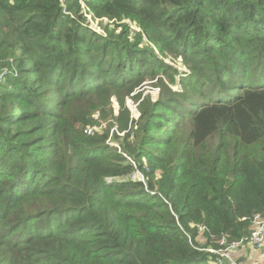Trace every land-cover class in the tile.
Returning a JSON list of instances; mask_svg holds the SVG:
<instances>
[{
	"label": "trees",
	"instance_id": "trees-1",
	"mask_svg": "<svg viewBox=\"0 0 264 264\" xmlns=\"http://www.w3.org/2000/svg\"><path fill=\"white\" fill-rule=\"evenodd\" d=\"M256 214L264 0H0V264H240Z\"/></svg>",
	"mask_w": 264,
	"mask_h": 264
},
{
	"label": "rangeland",
	"instance_id": "rangeland-1",
	"mask_svg": "<svg viewBox=\"0 0 264 264\" xmlns=\"http://www.w3.org/2000/svg\"><path fill=\"white\" fill-rule=\"evenodd\" d=\"M88 20L89 23L91 25V27H93L94 29L98 30V31H102V27L100 26V21H103L104 23L107 22V19H94L93 16H88ZM177 87L180 88V85H178ZM142 92H143V96L147 95V94H152L154 97H157L159 94V89H157L155 86L151 85V83L147 82L144 83V85L141 87ZM138 90V91H140ZM132 97V95H131ZM128 97L127 98V104L128 106L131 108L132 114L135 116L137 115V104L136 105V101L134 100V98ZM119 112V105L117 104V102L113 103V113L117 114ZM112 117V116H110ZM105 122L100 123V125H98L97 127L103 131L106 127H108V125L111 122V118L109 120H104ZM116 128L115 126H113L110 132V137H112V135L116 132ZM113 140V139H112ZM111 144L113 145H118L120 147V145L118 144L117 141L113 140L111 142ZM138 174V172H137ZM201 230H203V227H200ZM200 239L202 242H205V237L203 235L200 236ZM229 257L227 258H231L234 257L236 258L240 264H264V243L260 246V247H256L250 244H246L243 247L236 249L234 251H232L231 253H229Z\"/></svg>",
	"mask_w": 264,
	"mask_h": 264
},
{
	"label": "built area",
	"instance_id": "built-area-1",
	"mask_svg": "<svg viewBox=\"0 0 264 264\" xmlns=\"http://www.w3.org/2000/svg\"><path fill=\"white\" fill-rule=\"evenodd\" d=\"M89 16V15H88ZM91 16V15H90ZM137 105V104H136ZM88 132L91 133L92 129H88ZM119 133V132H118ZM119 135H123V133H120ZM112 137L108 139V142L111 144ZM113 145V144H112ZM120 148L118 145H114ZM136 166V164H134ZM138 172V174H137ZM135 177H139L142 181H145L144 174L141 173L139 169L136 170ZM252 222L254 224L252 234L249 238L241 239L239 242H233L231 244V248L236 249L240 244L244 243L245 241H248L250 245L260 247L264 243V217H262L260 214H256L252 218ZM229 251H221V255L225 257H229ZM234 264H238L233 261Z\"/></svg>",
	"mask_w": 264,
	"mask_h": 264
},
{
	"label": "clouds",
	"instance_id": "clouds-1",
	"mask_svg": "<svg viewBox=\"0 0 264 264\" xmlns=\"http://www.w3.org/2000/svg\"><path fill=\"white\" fill-rule=\"evenodd\" d=\"M96 19V18H95ZM98 19V18H97ZM109 143V142H108ZM112 145V144H111Z\"/></svg>",
	"mask_w": 264,
	"mask_h": 264
}]
</instances>
